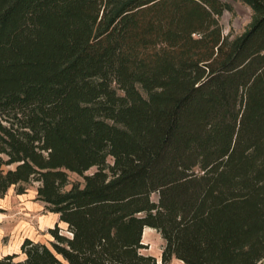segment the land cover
Segmentation results:
<instances>
[{
    "label": "trees",
    "instance_id": "trees-1",
    "mask_svg": "<svg viewBox=\"0 0 264 264\" xmlns=\"http://www.w3.org/2000/svg\"><path fill=\"white\" fill-rule=\"evenodd\" d=\"M240 1L228 40L220 0H0V195L37 182L67 233L0 264H157L145 228L161 264H264V0Z\"/></svg>",
    "mask_w": 264,
    "mask_h": 264
},
{
    "label": "rangeland",
    "instance_id": "rangeland-1",
    "mask_svg": "<svg viewBox=\"0 0 264 264\" xmlns=\"http://www.w3.org/2000/svg\"><path fill=\"white\" fill-rule=\"evenodd\" d=\"M220 1L227 9L219 17V24L223 35L228 40H232L249 28L253 11L247 3L240 0ZM111 162L112 160L108 159V163ZM94 171L95 168H92L86 174ZM75 183L83 185V178L69 174L68 184L64 190L70 189ZM38 186L37 182L22 184L21 187L25 189L23 193H20L18 186H12L5 194L0 195V258L6 254L19 253L20 245L27 238L48 244L52 240L48 230L55 225L60 227L63 234H67L66 226L59 223L58 215L49 212L45 203L37 199ZM152 199L157 201V195H152ZM143 236L142 242L146 245V249L142 252L155 257L158 264H161L163 239L150 228L144 230Z\"/></svg>",
    "mask_w": 264,
    "mask_h": 264
},
{
    "label": "crops",
    "instance_id": "crops-1",
    "mask_svg": "<svg viewBox=\"0 0 264 264\" xmlns=\"http://www.w3.org/2000/svg\"><path fill=\"white\" fill-rule=\"evenodd\" d=\"M145 229H146V228H145ZM145 229H144V230H145ZM143 233H144V231H143ZM143 237H144V236L142 235V239H143ZM142 243H143V242H142ZM143 244H144V243H143ZM144 245H145V244H144ZM174 261H177V262H174ZM172 263H174V264H183L181 261L176 260V259H173L172 262H171L170 264H172ZM157 264H158V262H157Z\"/></svg>",
    "mask_w": 264,
    "mask_h": 264
}]
</instances>
